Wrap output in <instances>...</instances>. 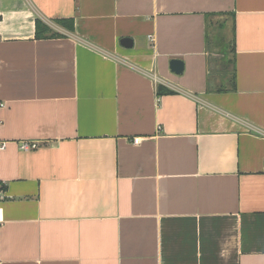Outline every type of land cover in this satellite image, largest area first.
<instances>
[{
  "label": "crops",
  "instance_id": "1",
  "mask_svg": "<svg viewBox=\"0 0 264 264\" xmlns=\"http://www.w3.org/2000/svg\"><path fill=\"white\" fill-rule=\"evenodd\" d=\"M0 141V264H264V0H0Z\"/></svg>",
  "mask_w": 264,
  "mask_h": 264
},
{
  "label": "built area",
  "instance_id": "2",
  "mask_svg": "<svg viewBox=\"0 0 264 264\" xmlns=\"http://www.w3.org/2000/svg\"><path fill=\"white\" fill-rule=\"evenodd\" d=\"M1 105L3 106L4 104H1ZM141 139L142 138L140 136L135 137L134 143L135 144L140 143ZM5 146H6V142L0 141V149H3ZM40 146H41V144L39 142L32 141V140H23L20 143V148L24 151H30L33 149H37ZM5 199H6V195H5V191H4V186H3V184L0 183V202L5 200ZM3 222H4V218H3V214H2V208L0 207V230H1V227L3 225Z\"/></svg>",
  "mask_w": 264,
  "mask_h": 264
},
{
  "label": "water",
  "instance_id": "3",
  "mask_svg": "<svg viewBox=\"0 0 264 264\" xmlns=\"http://www.w3.org/2000/svg\"><path fill=\"white\" fill-rule=\"evenodd\" d=\"M121 44L125 47H132L133 40L131 38L125 37L121 40ZM171 70L177 74H181L184 71V62L180 59H172L170 61Z\"/></svg>",
  "mask_w": 264,
  "mask_h": 264
},
{
  "label": "trees",
  "instance_id": "4",
  "mask_svg": "<svg viewBox=\"0 0 264 264\" xmlns=\"http://www.w3.org/2000/svg\"><path fill=\"white\" fill-rule=\"evenodd\" d=\"M48 31V29L46 28V26L41 22V21H37V36H41L43 37L44 36V33ZM54 35V34H52ZM234 81L232 80V82L230 84H233ZM235 85V83H234ZM224 89V88H223Z\"/></svg>",
  "mask_w": 264,
  "mask_h": 264
},
{
  "label": "rangeland",
  "instance_id": "5",
  "mask_svg": "<svg viewBox=\"0 0 264 264\" xmlns=\"http://www.w3.org/2000/svg\"><path fill=\"white\" fill-rule=\"evenodd\" d=\"M221 20H223L222 18L218 19V22H221ZM216 26H213L211 29L212 32V36H214V34L216 33ZM215 32V33H214ZM211 36V35H210ZM215 51V55H213V58H221L222 57V52H220V49H214ZM229 59V58H228ZM230 60V59H229ZM215 64V63H214ZM226 66H227V62H226ZM231 69V67H230Z\"/></svg>",
  "mask_w": 264,
  "mask_h": 264
}]
</instances>
